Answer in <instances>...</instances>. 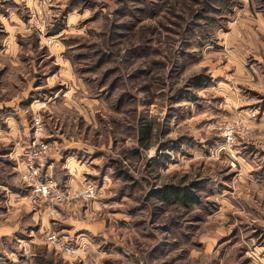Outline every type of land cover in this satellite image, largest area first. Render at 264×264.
Here are the masks:
<instances>
[{
    "label": "rangeland",
    "instance_id": "1",
    "mask_svg": "<svg viewBox=\"0 0 264 264\" xmlns=\"http://www.w3.org/2000/svg\"><path fill=\"white\" fill-rule=\"evenodd\" d=\"M0 264H264V0H0Z\"/></svg>",
    "mask_w": 264,
    "mask_h": 264
},
{
    "label": "built area",
    "instance_id": "2",
    "mask_svg": "<svg viewBox=\"0 0 264 264\" xmlns=\"http://www.w3.org/2000/svg\"><path fill=\"white\" fill-rule=\"evenodd\" d=\"M45 150L46 145L42 142H37L35 146L31 145L24 153L21 178L30 188V192L35 196V198L41 201L50 199L53 203H61L70 199L92 198L94 189L93 185L89 182L79 189H61L56 185L55 181L51 177L46 175L41 176L43 154ZM47 240L54 244H61V242L54 235H49ZM65 250L70 252V250L66 247Z\"/></svg>",
    "mask_w": 264,
    "mask_h": 264
},
{
    "label": "trees",
    "instance_id": "3",
    "mask_svg": "<svg viewBox=\"0 0 264 264\" xmlns=\"http://www.w3.org/2000/svg\"><path fill=\"white\" fill-rule=\"evenodd\" d=\"M158 195L165 200L174 198L179 200L184 205H188L190 202L197 201L196 197L189 191L187 186L166 187L161 192H158Z\"/></svg>",
    "mask_w": 264,
    "mask_h": 264
},
{
    "label": "crops",
    "instance_id": "4",
    "mask_svg": "<svg viewBox=\"0 0 264 264\" xmlns=\"http://www.w3.org/2000/svg\"><path fill=\"white\" fill-rule=\"evenodd\" d=\"M18 167H21V162H20V163H18Z\"/></svg>",
    "mask_w": 264,
    "mask_h": 264
}]
</instances>
